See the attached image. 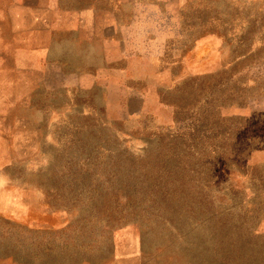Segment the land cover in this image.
<instances>
[{
  "label": "rangeland",
  "instance_id": "1",
  "mask_svg": "<svg viewBox=\"0 0 264 264\" xmlns=\"http://www.w3.org/2000/svg\"><path fill=\"white\" fill-rule=\"evenodd\" d=\"M1 4L0 264H264V0Z\"/></svg>",
  "mask_w": 264,
  "mask_h": 264
},
{
  "label": "crops",
  "instance_id": "2",
  "mask_svg": "<svg viewBox=\"0 0 264 264\" xmlns=\"http://www.w3.org/2000/svg\"><path fill=\"white\" fill-rule=\"evenodd\" d=\"M59 1L61 0H2L1 5L8 10L9 15L15 16L20 24L37 25L44 31L46 18L58 9Z\"/></svg>",
  "mask_w": 264,
  "mask_h": 264
}]
</instances>
